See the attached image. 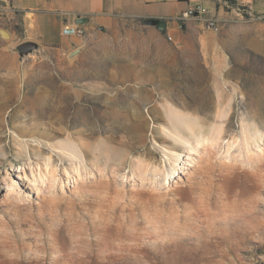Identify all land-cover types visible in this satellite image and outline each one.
Segmentation results:
<instances>
[{
  "label": "rangeland",
  "instance_id": "374dc122",
  "mask_svg": "<svg viewBox=\"0 0 264 264\" xmlns=\"http://www.w3.org/2000/svg\"><path fill=\"white\" fill-rule=\"evenodd\" d=\"M231 7L244 9L246 25L264 24V14ZM166 21L183 24L159 19L156 26ZM137 24L128 20L126 31ZM2 31L0 81L16 83L0 86V264H86L104 240L111 251L103 254L118 247L123 264H264V123L243 116L255 106L250 80L264 84L262 51L240 52L223 84L233 109L220 139L190 150L174 137L171 110L196 111L190 115L205 133L216 122L213 107L230 99H220L166 30H159L157 60L127 59L128 73L134 68L140 78L124 99L87 92L89 83L57 74L36 46H13ZM202 104L211 108L197 110ZM79 116L93 124L84 135ZM250 125L260 137L247 147L241 130ZM247 226L262 233L243 242Z\"/></svg>",
  "mask_w": 264,
  "mask_h": 264
},
{
  "label": "crops",
  "instance_id": "0c3cea01",
  "mask_svg": "<svg viewBox=\"0 0 264 264\" xmlns=\"http://www.w3.org/2000/svg\"><path fill=\"white\" fill-rule=\"evenodd\" d=\"M224 2L0 0V30L8 33L9 43L13 46L21 43L36 46L41 63L53 65L57 74L89 83L87 92H103L106 97L124 99L130 87L138 91L137 84L130 85L140 78L133 67L128 73L127 59L137 57L140 61L147 58L157 60L158 20H173L182 10L200 3L210 15L216 17L218 26L215 30L205 29L193 19L181 25L166 21L164 30L170 35L171 42L182 49L184 59L206 71L215 84L214 90H219L220 99H230L231 103V97L224 94L223 84L235 75L233 68L240 58V52L258 50L264 53V24L246 25L248 23H245L242 15ZM235 2L247 8L250 15L264 14V0ZM128 20L136 21L137 29L127 32L125 27ZM65 24L78 25L83 35L62 36L61 29ZM254 29L262 33L252 31ZM232 109L231 106L228 114ZM191 113L197 112L188 111V114Z\"/></svg>",
  "mask_w": 264,
  "mask_h": 264
},
{
  "label": "bare ground",
  "instance_id": "6f19581e",
  "mask_svg": "<svg viewBox=\"0 0 264 264\" xmlns=\"http://www.w3.org/2000/svg\"><path fill=\"white\" fill-rule=\"evenodd\" d=\"M12 83H16V82L0 81V86H2V85L8 86V84H12ZM30 83H32V82H30V81L27 82V84H30ZM248 86L250 87V91H251L252 95L255 97V103H254L255 106H254V108L250 109V108H248V106L245 105L246 111L244 109V111H245L244 115H243L244 119L246 120L248 118H254L258 122L260 121L261 123L262 122L264 123V84L260 83V82H256L255 80H250ZM38 106H39V107H37L38 109L44 108L42 103H39ZM210 108H211V106L209 104H202L201 106H198L197 110L202 111V112H206ZM230 108H231V104L228 101L225 103H221V102L218 103L216 105V109H215L216 110V112H215L216 122H213L211 124L209 123L208 127L205 129V131H207L205 133L203 132V130H204L203 121L196 118L195 115H190V114L181 113V112L179 113V111L176 109L171 110L170 119L174 122L173 126H174V137H175V139L177 141L188 144L190 146L189 147L190 150H194L195 148H197L198 144H204V143H208L209 145L216 144L217 141L220 139L221 133L223 132L224 123H227V126H228L230 121H231L230 120L231 118L228 117L229 116L228 113H229ZM33 109H35V107ZM26 111H27V109H26ZM36 112L37 111L34 110V113H36ZM36 114H38V113H36ZM80 116H79V119H80ZM86 117H88V115ZM119 118L120 117H118V115H117L115 117L114 121H119ZM263 123H262V125H263ZM79 125H81V129L78 132L81 135H84L85 134L84 130L89 129L91 127V125H93V124L91 123V121L89 119L82 117L79 120ZM81 135H79V136H81ZM259 137L260 136H258V129L255 126L252 127V125H250L248 128L243 127L241 130V142L243 143V145H245L247 147H248V144L250 143L251 140H255L256 138H259ZM79 142H81V141H79ZM83 142L85 143L86 141H83ZM83 142H82V144H80V145H82L81 147H83ZM78 145L73 144V148L75 150L74 152H76L77 156H78V164L81 165L82 164V151L78 148L79 147ZM84 148H82V149H84ZM103 153H104V151H103ZM44 166L46 169H50L51 173L54 172V165L51 163L50 157H46V159L44 161ZM9 193L10 194H17V191L12 190V191H9ZM247 227L244 230H242L243 228L241 229L243 231V233H242V236L244 238V240H242L243 242L248 241L247 237L255 236V234L257 235L259 233L260 234L262 233L261 232L262 230L260 231V229H258L257 227H253V226L248 227V228ZM241 230L238 232H242ZM238 232H234V235H232V237L238 238L239 237ZM241 239H242V237H241ZM104 241L102 243H100V248L96 250V253H92V252H89L88 254L86 253V259H87V257H89V258L93 259L92 261L91 260L86 261L85 258L83 259V261L86 264H123L124 263L123 257L125 255H123L122 253H119V252H121V249H119L118 247H117V250L115 249L116 253L114 250H113L114 253H111L109 255H107L109 253L108 251H107L108 253H106L107 257L108 258L112 257L113 260L112 259H111L112 261L105 260L106 255H104L103 252L110 246L106 242L104 244ZM107 242H110V240ZM111 242H112V239H111ZM116 244H118V243H116ZM115 246H117V245H115ZM253 249H256V247H253ZM107 250H109V249H107ZM130 250H131V248H130ZM109 251H111V250H109ZM127 253L129 254V251Z\"/></svg>",
  "mask_w": 264,
  "mask_h": 264
},
{
  "label": "built area",
  "instance_id": "2783aa9c",
  "mask_svg": "<svg viewBox=\"0 0 264 264\" xmlns=\"http://www.w3.org/2000/svg\"><path fill=\"white\" fill-rule=\"evenodd\" d=\"M235 9L238 13L244 11L241 7H236ZM190 19L202 24L205 29L215 30L218 26L216 17L210 15L208 9L200 3L187 7L174 18L176 22H185ZM61 34L64 37H78L83 35V30L78 25L65 24L61 29ZM168 39L171 40L170 35H168Z\"/></svg>",
  "mask_w": 264,
  "mask_h": 264
},
{
  "label": "water",
  "instance_id": "95a60500",
  "mask_svg": "<svg viewBox=\"0 0 264 264\" xmlns=\"http://www.w3.org/2000/svg\"><path fill=\"white\" fill-rule=\"evenodd\" d=\"M164 28H165V23H162V22L159 23V25H158V29L162 31V30H164ZM2 32H3V31L1 30L0 33H2ZM2 34H3V33H2Z\"/></svg>",
  "mask_w": 264,
  "mask_h": 264
},
{
  "label": "trees",
  "instance_id": "16d2710c",
  "mask_svg": "<svg viewBox=\"0 0 264 264\" xmlns=\"http://www.w3.org/2000/svg\"><path fill=\"white\" fill-rule=\"evenodd\" d=\"M223 1L229 3L230 6H235V4H236L235 0H223Z\"/></svg>",
  "mask_w": 264,
  "mask_h": 264
}]
</instances>
